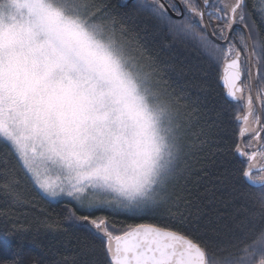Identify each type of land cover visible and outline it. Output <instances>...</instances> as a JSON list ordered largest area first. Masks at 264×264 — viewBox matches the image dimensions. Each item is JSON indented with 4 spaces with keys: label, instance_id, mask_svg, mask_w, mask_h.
Returning a JSON list of instances; mask_svg holds the SVG:
<instances>
[{
    "label": "snow or ice",
    "instance_id": "obj_1",
    "mask_svg": "<svg viewBox=\"0 0 264 264\" xmlns=\"http://www.w3.org/2000/svg\"><path fill=\"white\" fill-rule=\"evenodd\" d=\"M233 118L231 149L199 157ZM24 182L70 205L42 223L89 241L71 264H264V0H0V196Z\"/></svg>",
    "mask_w": 264,
    "mask_h": 264
},
{
    "label": "trees",
    "instance_id": "obj_2",
    "mask_svg": "<svg viewBox=\"0 0 264 264\" xmlns=\"http://www.w3.org/2000/svg\"><path fill=\"white\" fill-rule=\"evenodd\" d=\"M129 0H122V4H126ZM135 2V1H134ZM134 2L127 7L118 5V0H107L109 6L117 13L130 12L133 9ZM175 14V13H174ZM145 24L141 23L138 28L140 44L144 46L145 54L149 56H159L160 60L167 59V54L160 50L161 43H168L165 39L163 30H158L155 33L149 29L147 33L143 31ZM178 48L183 53V56L194 58L196 53L194 50L182 45H178ZM183 56L181 58H183ZM166 80L176 87L173 79ZM223 92L221 85L214 83L212 88V95L218 96ZM229 117H232L230 111ZM211 123V121H209ZM239 125L232 120V123L225 128L221 125L220 128L214 130V134L211 137L213 141L204 152L199 153V157L205 155L211 156L216 151L217 146L221 148L231 149L233 141L236 139L234 132L238 131ZM227 159L233 160L234 157L230 154L227 155ZM240 159H235L236 167H245L241 163ZM202 162V161H201ZM200 163L195 161L194 167L198 168ZM20 190L24 196V203L12 205L3 196H0V264H12V258L15 257L21 261V264H56V261H60L63 257L69 259L71 264L72 257L84 249L85 245L89 241L85 240L83 234H74L71 230L67 233L57 234L49 232L46 225L42 221H56L64 222L65 214L64 209L70 207L65 203H50L47 199L42 198L41 195L27 182H24L20 186ZM112 219L117 224H135V223H159L158 220L152 217L134 218L124 215L113 216ZM66 227V223H63ZM13 229H26L27 241L22 248H17L15 242H11L7 239V234ZM56 239H53V237ZM79 237V239H77ZM35 241L34 243L32 241ZM57 240L61 241L60 245H57ZM94 243H99L94 242ZM56 246L58 251L54 254L49 253V247ZM87 256L80 258L78 264H83V260L87 259Z\"/></svg>",
    "mask_w": 264,
    "mask_h": 264
},
{
    "label": "water",
    "instance_id": "obj_3",
    "mask_svg": "<svg viewBox=\"0 0 264 264\" xmlns=\"http://www.w3.org/2000/svg\"><path fill=\"white\" fill-rule=\"evenodd\" d=\"M135 0H129L126 4H124V5H130L131 3H133ZM118 5L119 6H122V7H125L123 4H122V0H118ZM172 15L175 17V14L174 13H172ZM222 86V85H221ZM222 88H223V86H222Z\"/></svg>",
    "mask_w": 264,
    "mask_h": 264
},
{
    "label": "rangeland",
    "instance_id": "obj_4",
    "mask_svg": "<svg viewBox=\"0 0 264 264\" xmlns=\"http://www.w3.org/2000/svg\"><path fill=\"white\" fill-rule=\"evenodd\" d=\"M52 203H56V202H52Z\"/></svg>",
    "mask_w": 264,
    "mask_h": 264
}]
</instances>
